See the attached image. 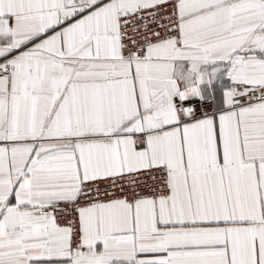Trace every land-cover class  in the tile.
<instances>
[{
    "label": "snow or ice",
    "instance_id": "1",
    "mask_svg": "<svg viewBox=\"0 0 264 264\" xmlns=\"http://www.w3.org/2000/svg\"><path fill=\"white\" fill-rule=\"evenodd\" d=\"M0 264H264V0H0Z\"/></svg>",
    "mask_w": 264,
    "mask_h": 264
}]
</instances>
